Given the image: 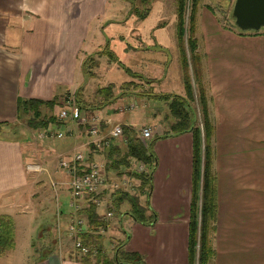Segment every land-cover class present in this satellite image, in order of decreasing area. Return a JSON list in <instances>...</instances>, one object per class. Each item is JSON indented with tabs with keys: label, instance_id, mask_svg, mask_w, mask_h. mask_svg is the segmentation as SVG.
Here are the masks:
<instances>
[{
	"label": "crops",
	"instance_id": "crops-1",
	"mask_svg": "<svg viewBox=\"0 0 264 264\" xmlns=\"http://www.w3.org/2000/svg\"><path fill=\"white\" fill-rule=\"evenodd\" d=\"M111 1L0 0V215H10L14 222V245L0 253V264H93L78 260L81 255L75 247H67L63 242L52 246L48 240L60 226L65 227L68 237L67 225L77 215L71 206V175L58 168L57 160L62 156L72 161L75 152L83 151L86 157L101 161L103 154L92 144L93 137L75 121L74 126L67 129L68 135L57 139L47 136L39 144L31 145L25 140L26 130L25 137L13 134L9 125L16 120L17 98L48 100L54 95L74 94L81 84L85 86L81 62L112 38L108 31L113 25L127 24L130 33L137 31L144 42H152L151 46L176 49L175 24L168 33L165 32L167 25H147L144 19L133 25L130 18H125L126 11L117 15L111 9L108 14L107 6ZM196 15L198 50L202 54L215 127L213 167L217 178V211L213 237L215 254L210 264H264V27L241 32L234 23L223 24L217 12L207 5L199 8ZM97 31L99 40L94 43ZM167 40L169 45L163 44ZM176 58L177 80L175 86L169 88L168 65L157 72L154 65L150 70L145 63L147 73L140 72L154 78L155 82L150 84L154 92L158 89V92L185 94L179 55ZM144 60L142 54V65ZM150 60L154 62L153 57ZM141 84L145 88V84ZM139 98L147 100L146 96ZM114 106L111 103L102 109L83 112H95L102 117L101 134L114 123L134 129L160 125V115L153 113L136 126L123 118L132 110L117 112ZM145 106L144 101L137 110L145 113ZM165 107L168 109L166 103ZM172 122L170 116V124ZM53 127L54 124L48 129ZM48 129L36 131L35 135ZM154 130V137H160L152 146L157 158L152 187L148 198L139 196L141 204L144 199L149 205L148 213L154 211L153 222L136 221L126 213L128 203L124 202L120 205L118 220H110L107 229L96 235L107 234L102 245L109 257L121 241L123 249L139 253L144 264H188L192 133H173L169 128L165 133L157 132L156 127ZM37 158L44 161L47 169L44 173L48 176V171H52L59 182L51 180L52 187L58 185L54 189L58 199L53 212L55 224L43 220L34 231L45 238L40 248L35 247L31 236L27 237L32 235L23 224L28 220L16 216L26 214L23 209L19 210L18 202L38 198L37 192L45 183L33 182L32 172L26 169ZM101 162H105L103 157ZM38 176L39 180H44L43 175ZM108 176L114 178L117 174ZM68 197L71 210L65 208L63 202ZM105 202L108 204L103 206L102 202L97 206L100 216L105 214L104 207L111 204L110 197H104ZM15 207L17 214L11 212ZM24 207L27 209L26 205ZM119 226L122 231L117 230ZM47 229L52 235L44 237Z\"/></svg>",
	"mask_w": 264,
	"mask_h": 264
},
{
	"label": "trees",
	"instance_id": "trees-1",
	"mask_svg": "<svg viewBox=\"0 0 264 264\" xmlns=\"http://www.w3.org/2000/svg\"><path fill=\"white\" fill-rule=\"evenodd\" d=\"M135 1L129 0L132 8L130 14L143 20L149 14V8L146 7L148 0H138L142 11H139L137 5H134ZM197 6L198 0H176L175 36L185 94L154 93L152 89L153 94H151L144 88L142 90L146 91H141L138 96H147L167 104L169 115L173 118V122L169 126L171 132L190 131L192 133V193L188 227V264H210L215 254L213 237L217 211V178L213 167L215 127L211 112V96L204 80L202 54L198 50V40L195 35ZM102 56H106L110 63H115L118 67L123 68L128 75H134L111 49L110 43L107 41L100 50L83 58L81 62L83 83L89 77H96L94 69L99 67V59ZM114 86L113 83H109L98 87L95 95L101 100L99 99L97 105L93 106L84 99V84H81L72 97L75 107L82 112L104 108L113 103L117 97L113 95ZM140 87L142 85H139ZM130 88L136 89L137 83L132 80L122 82L119 86L118 96H124L128 90H132ZM66 94L64 95L65 100L62 101L58 95H54L48 100L19 97L17 98L16 118L21 119L24 115L30 114L26 123L27 127L34 131L46 130L53 124H59L56 108L60 107L63 101L66 103L69 100ZM123 136L125 143L122 146L113 143L100 150L97 148L104 155L106 174L108 175L107 169L118 170L121 166L129 168L133 162H143L145 169L131 173L133 179L139 182L138 192L134 194L122 188L114 189L116 191H112L110 194L111 204L109 207L115 212L121 213L120 205L127 202V214L140 223L150 224L154 220L155 213L154 211L148 213L149 205L146 202V205H142L139 196L146 195L148 198L150 193L152 174L157 161L152 146L160 136L153 137L147 144H144L140 140L139 131L128 125H123ZM88 159L92 160V157L88 156ZM79 213L87 219L88 229L80 233L77 238L82 244L95 249V252L80 254L78 260L93 264H144V258L137 252L125 251L121 241L114 247L110 257L105 254L102 245L103 236L96 235V232L106 230L108 224L102 220L97 212V206L92 201H88L87 205L79 210ZM13 234L12 217L6 214L0 215V253L13 247Z\"/></svg>",
	"mask_w": 264,
	"mask_h": 264
},
{
	"label": "rangeland",
	"instance_id": "rangeland-1",
	"mask_svg": "<svg viewBox=\"0 0 264 264\" xmlns=\"http://www.w3.org/2000/svg\"><path fill=\"white\" fill-rule=\"evenodd\" d=\"M233 2L234 0H198L197 11L199 10V8H202L203 6L207 5L217 12L218 17L223 24L234 23V20L230 18ZM134 5H137L138 7L137 9L139 11H142V6L138 2V0L134 2ZM146 7L149 8V14L144 19V24L149 25L151 23H154V24L157 23L160 26L165 24L167 25L166 26L167 29L165 30V32L168 33V31L172 29L176 21V0H148ZM111 9L113 12L115 13L117 12V15H119L123 11H126L124 13V16L125 18L126 17L130 18L129 20L132 21L133 25H134V22H136V25H137L141 21V19H138L137 16H135L134 14H130L132 8H131V3L129 2V0H125V2L123 0H112L111 3L107 6L108 14L111 11ZM107 17H105L104 20H107ZM103 23H105V21ZM126 25L124 24H119L115 26L113 25L111 27L112 29L108 31L109 34L112 36V38H109L108 41L110 43L111 49L118 55L119 59L131 70V72L134 73V75H128L127 73H125L123 68L118 67L117 64L115 63H110L108 59L106 58V56H102L99 59L100 60L99 67L94 69L96 77L94 78L89 77L87 78V81L85 82L83 97L88 102V104L95 106L99 102V99L101 100V98L96 97L95 95V91L98 88V86L100 87V86L107 85L109 83H113L115 85L114 90H113V95L117 96L113 102V104L115 105L113 107L115 111L120 112L121 109H123L122 111L123 113L128 112L129 110H125L124 108L128 103H131V102H134L137 105V107L134 108L131 112L125 113L124 115L126 116L122 115L123 118H126V120H128V122L135 123L136 126H138L143 120H146L147 116L151 118L153 113L160 115L159 116L160 125L151 126L152 131H153V137H154L155 135L154 127H156L157 132L158 131H161L163 133L167 132V129L169 128V125H170L169 110L166 109L165 103L162 101L154 100L152 98H148L147 96H146L147 100H142L141 98H139L138 93H141V91L147 90L151 94H153V91H151V89L153 90V88L150 86V84L155 82L154 78L144 76L140 71L147 73L145 63H147V67H149L150 70H152L153 65H154L157 72L161 70L162 66L165 67L166 65H168L167 88H169L170 86L174 87L176 84V80H177L176 77H177V71H178L176 55L177 56L179 55L178 54L179 51L177 50V47L176 49H174L171 46L169 48H165L162 45L161 46L156 45L155 47L154 45L151 46L152 42H144L137 31L133 30L130 33L127 30L128 28ZM136 25L134 27H137ZM107 28L109 29V26H107ZM195 35L196 37L199 36V32L197 29H196ZM97 37H98V31H97L96 37L94 33V41H93L94 43L97 42V40H99V38ZM101 37H103V34H101ZM119 37H122L126 41L125 40L122 41ZM93 42L92 44H94ZM163 44L169 45V41L167 40ZM142 48L144 49V52L142 51ZM142 54H143V57L145 58L143 65L140 61ZM150 57L151 59L152 57L154 58V62L150 60ZM147 61H151V62L148 63ZM129 80H132L134 81V83H137V88L136 89L130 88L132 90H128L127 94H125L124 96H118L120 93V89H119L120 84L124 81H129ZM204 80H205V76H204ZM142 82L145 84L146 90H142L144 89L143 87L139 88V85H142L141 84ZM158 91L159 90L157 89V91H155L154 93H157ZM73 95L74 94L72 93L66 94V96H68L69 99H71ZM62 100H65L64 95H61L60 101ZM144 101L146 102V106L145 108H143V110H145V113L144 111L137 110L139 109L140 106H142V103H144ZM64 102L65 101H63L60 107L56 108L57 113L59 112L60 108L64 107V104H65ZM28 117H30V114L24 115L21 119L16 118V120L13 123H10L9 125L10 132H13V134H18V135L23 134L25 137L24 131L26 130L27 132H26L25 140L28 141L31 145H37L40 143L41 139L36 138L35 136L36 131L31 130L27 127L26 121ZM198 119H199V115L197 111V120ZM57 120L60 123L56 125L54 124L53 128L55 129V131L62 132L63 136L68 135L69 132H67V129L70 126H74L72 124L75 121H72L70 119L69 120L64 119L63 121H61L58 119V117H57ZM135 130L138 131L139 129H135ZM54 139H57V138L55 137ZM114 143L119 144L120 146L123 145V143L120 141H116ZM98 153L102 154L101 151H98ZM102 157L105 161L104 155L101 156L100 160L102 161ZM32 164H39L41 167L46 169L42 158H37V160L33 161ZM57 166H58V163H57ZM105 167H106V164H105ZM107 171L109 175L117 174V177L115 176L113 178L111 176L110 177L108 176L109 181L107 183V187L103 189L100 194H98V197L102 198L103 200V206L104 204L106 205L108 204L107 202L104 203V197L108 196L109 198L112 191H116L114 190L116 188H112L110 186L111 182H113L115 179L116 180L119 179L123 175L127 174V176L129 177L130 182H131L130 186L129 187L120 186V188L118 189L122 188L134 194L138 192L137 186L139 182L136 179H133L131 175V173L133 174V171H135L134 166L132 164L129 168L121 166L118 170L107 169ZM44 172L45 171L32 172L33 182L44 181L45 183H43V187H41L40 190L37 192L38 198H36L35 200H32V202L30 201L25 202L23 200L18 202L20 208L19 206H17V208H19V210L23 209L26 212V214L16 215L19 219H24L25 217V219L28 220V222H24L23 224L25 225L26 231L29 233H32V235H28L29 233H27L26 235H28L27 237L31 236L32 241H34L35 247H38V248L42 246L45 238L39 236L38 231L36 233L34 231H36V229L38 230V227L40 223H42L43 220H46L45 223H49L51 221L52 223L55 224V216L53 215V212L55 210V204H56L57 197H55L54 189L58 188V185H56L55 187L51 186V183H52L51 180L57 181L58 180L57 176H54L52 171H48V176L45 174L46 172L45 173ZM38 175H43L44 180L42 179L39 180ZM69 198L70 197H68L63 202H64L65 208L71 210L72 208L68 206ZM59 201L61 202V199ZM57 202H58V199H57ZM141 202L143 203L142 205H146L144 199H142ZM25 205L27 206V209L26 207H24ZM15 210H16V207L11 212H13L14 214L19 213L18 211H15ZM104 210H105L104 212L112 211L114 215L117 214L116 217L112 216L110 218H105L104 216H101L102 220H104V222L107 224L110 223V220H115V219L118 220V218L120 217V213L115 212L111 207H109V205L107 207H104ZM120 228H121L120 226L117 227V230H120ZM64 230H65V227L60 226L59 230L55 232L54 237L50 238L49 236L52 235V232L49 229H47L46 232L43 233V236L49 237L48 240L52 244V246L56 245L55 244L56 242H59V243L63 242V244L65 243L67 247H74V238L72 236H69L68 233H67V236L69 238L66 237ZM113 230L114 229H112V231ZM105 235L103 234V240L106 237ZM47 248H50V246H48Z\"/></svg>",
	"mask_w": 264,
	"mask_h": 264
},
{
	"label": "built area",
	"instance_id": "built-area-1",
	"mask_svg": "<svg viewBox=\"0 0 264 264\" xmlns=\"http://www.w3.org/2000/svg\"><path fill=\"white\" fill-rule=\"evenodd\" d=\"M135 107L136 103L131 102L128 103L124 109L133 110ZM121 111H123V109H121ZM57 117L61 121L64 119H70L76 121L79 125L84 126L86 133L93 137L92 144L98 149L108 147L116 141H120L123 144L125 143L122 124L114 123L105 134H101L99 122L102 117L95 112L92 114H86L79 111L75 107L73 98L67 100L64 107L60 108ZM35 136L39 139H43L47 136L61 138L63 137V133L56 132L55 129L51 128L47 131L39 132ZM139 137L144 144H147L148 141L153 138L152 128L150 126L140 127ZM58 167L65 173L71 175L69 182L71 190V206H73L77 212V215L70 219L67 225V231L69 235L74 238V247L80 254L94 253L95 249L82 244L77 238L87 227V220L84 215L79 213V210L87 205L85 203L83 204V201L87 202V199L92 201L96 206H100L103 202L102 198L98 197V194L107 187L109 181V177L105 172L104 164L99 160H89L83 151H78L73 154L72 161L60 156L58 158ZM26 169L30 172H46V169L39 164H28ZM144 169L145 165L143 162H137L134 166V170L138 172L143 171ZM130 183L129 177L123 175L119 179H115L111 182L110 186L118 189L120 186L129 187ZM112 216V211H106L104 214L105 218H110Z\"/></svg>",
	"mask_w": 264,
	"mask_h": 264
},
{
	"label": "water",
	"instance_id": "water-1",
	"mask_svg": "<svg viewBox=\"0 0 264 264\" xmlns=\"http://www.w3.org/2000/svg\"><path fill=\"white\" fill-rule=\"evenodd\" d=\"M231 16L241 31H257L264 27V0H235Z\"/></svg>",
	"mask_w": 264,
	"mask_h": 264
}]
</instances>
